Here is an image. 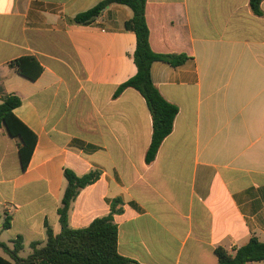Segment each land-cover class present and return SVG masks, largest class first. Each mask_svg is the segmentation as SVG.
Listing matches in <instances>:
<instances>
[{
    "label": "crops",
    "instance_id": "1",
    "mask_svg": "<svg viewBox=\"0 0 264 264\" xmlns=\"http://www.w3.org/2000/svg\"><path fill=\"white\" fill-rule=\"evenodd\" d=\"M103 1L0 0V102L18 95L14 114L37 137L24 171L20 139L0 128V241L44 243L46 224L60 233L66 169L100 174L72 202L70 226L120 200L118 251L137 264H218L217 247L264 241V1L257 16L249 0H147L154 50L191 56L152 65L179 111L150 165L145 99L132 88L114 96L136 73L132 10L75 21ZM24 56L43 67L35 81L9 66Z\"/></svg>",
    "mask_w": 264,
    "mask_h": 264
},
{
    "label": "trees",
    "instance_id": "2",
    "mask_svg": "<svg viewBox=\"0 0 264 264\" xmlns=\"http://www.w3.org/2000/svg\"><path fill=\"white\" fill-rule=\"evenodd\" d=\"M263 1L249 0L250 8L257 16L263 15L261 9ZM113 4L124 5L132 10L133 16L126 22V29L136 36L134 52L136 73L119 86L114 96L117 97L124 90L132 88L145 99L152 117L151 143L145 155V162L150 165L156 159L165 138L172 133L174 120L179 111L175 104L162 96L154 84L152 65L155 62H163L172 67H178L186 63L191 56L184 53H160L154 50L147 0H105L89 11L79 14L75 21L88 24ZM9 66L31 81L37 80L43 71V67L32 56L17 58L11 61ZM21 103V98L13 93L1 99L0 128L5 129L11 137L20 139L19 156L22 169L25 171L34 152L37 137L14 114V110ZM64 177L67 187L58 209L60 233L55 234L46 224V241L31 242L29 244L31 252L27 257L21 256L25 244L21 236L12 240L11 245L0 241V249L7 255V258L0 256V264H137L118 251V226L114 222V215L122 211L120 200L113 201L109 215L96 218L87 227L75 229L69 224L72 202L82 189L99 179V172L92 171L78 176L72 170L66 169ZM10 227L11 219L5 217L2 228L7 230ZM215 254L218 264H248L264 261V241L253 235L243 246L231 251L217 247Z\"/></svg>",
    "mask_w": 264,
    "mask_h": 264
},
{
    "label": "rangeland",
    "instance_id": "3",
    "mask_svg": "<svg viewBox=\"0 0 264 264\" xmlns=\"http://www.w3.org/2000/svg\"><path fill=\"white\" fill-rule=\"evenodd\" d=\"M30 252H31V248L29 247V245L25 244L24 245V250L21 252V256L22 257H27Z\"/></svg>",
    "mask_w": 264,
    "mask_h": 264
}]
</instances>
